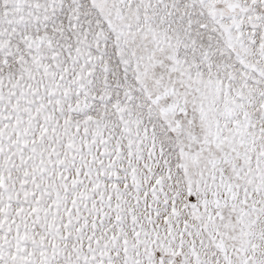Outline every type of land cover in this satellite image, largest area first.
Returning a JSON list of instances; mask_svg holds the SVG:
<instances>
[{
	"label": "snow or ice",
	"instance_id": "snow-or-ice-1",
	"mask_svg": "<svg viewBox=\"0 0 264 264\" xmlns=\"http://www.w3.org/2000/svg\"><path fill=\"white\" fill-rule=\"evenodd\" d=\"M0 264H264V0H0Z\"/></svg>",
	"mask_w": 264,
	"mask_h": 264
}]
</instances>
